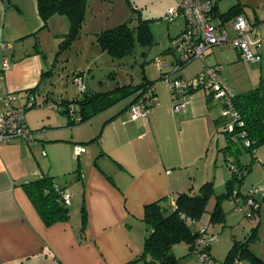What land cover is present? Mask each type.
I'll return each mask as SVG.
<instances>
[{
    "label": "crops",
    "instance_id": "0c3cea01",
    "mask_svg": "<svg viewBox=\"0 0 264 264\" xmlns=\"http://www.w3.org/2000/svg\"><path fill=\"white\" fill-rule=\"evenodd\" d=\"M233 5H238L241 12L258 25L262 36V46L258 49L261 60L250 61V64L259 63V71L257 65L254 66L255 75L264 76V11H259L264 6L257 2L258 8L246 9V5H251L246 0L227 3L217 0L214 19L229 20L233 14L224 19L221 14ZM169 6L167 4V8ZM56 16L59 15H53L44 24L36 0H0V94L16 92L15 105L18 107H24L27 100L33 98L43 107L52 101L64 109L63 101L74 98L61 96L57 101L53 97L48 80L53 63L39 48L46 31L53 33L54 22L64 24V18ZM183 26L184 19L180 30ZM100 29L95 26L92 33L96 34ZM64 33L54 36L56 49ZM3 59L9 61L5 69L2 68ZM206 59L207 54L205 60H201L203 65ZM77 74L74 72V78ZM254 79L249 81L255 86L259 79ZM42 81L43 88L40 89ZM158 86L154 87L156 101L146 110V118H130L128 107L135 99L134 95L83 121L71 120L67 113L55 108L38 110L40 117L35 121L30 115L26 117L25 109L24 121L37 132L36 141L27 144L16 138L0 140L2 264H130L141 253L149 230L143 220L146 204L163 197L171 203L179 192H196L203 182H214L209 175L207 158L202 163L206 168L203 173H194L199 171L197 165L203 158V147L213 138V133L217 141L212 109L205 104L199 107L191 99L177 116L171 110L167 91L159 90ZM209 100L206 98L211 106ZM74 107L78 117L79 106L74 104ZM191 118L200 119L199 129L182 125ZM176 120L181 126L176 125ZM187 133L188 136L197 135L195 145L184 146ZM77 143L85 145L78 158L73 152ZM63 148L66 150L61 151ZM43 152L49 155L48 160L38 159ZM46 175L54 177L57 185L65 186L71 192L68 218L50 225L45 224L23 185L27 179ZM81 207L86 212L84 228ZM210 212L206 207L201 218L190 225L191 229L198 230L204 224L208 228L215 227L209 220ZM178 244L172 247L175 256ZM183 248L184 253L179 256L185 260L187 257L182 256L191 252L188 243ZM213 251L210 244L211 255ZM193 259L195 257H188L184 264H191Z\"/></svg>",
    "mask_w": 264,
    "mask_h": 264
},
{
    "label": "rangeland",
    "instance_id": "374dc122",
    "mask_svg": "<svg viewBox=\"0 0 264 264\" xmlns=\"http://www.w3.org/2000/svg\"><path fill=\"white\" fill-rule=\"evenodd\" d=\"M223 1L227 3L235 0ZM246 1L251 4L249 6L246 5V9L258 8L256 6L257 2H260L264 6V0ZM173 3V0H91V4L88 5L86 10V18L80 29V35L68 46H59L56 49L54 36H60L63 32H68L70 26L68 17L58 14L59 16L56 17L64 18V24L61 21L54 22L55 25L52 27L53 33L49 34L47 30V34L39 46L47 54L48 58H51L53 63L52 70L48 76L53 97L58 101L61 96H73L75 98L83 96L79 85L74 81V72L82 77L86 91L92 89L104 91L112 89L116 85H131V87H134L142 82L152 81L154 87L158 84L159 90L161 89L162 91L164 88L167 91L173 114L180 116L184 109L178 112L173 111L169 88L161 77L162 71L169 72V78H173L176 75L172 70L178 54L171 48L169 36H175L181 31L183 19L177 18L170 22L164 19L167 4L171 6ZM259 11H264V7L260 8ZM144 18L148 19L147 22L152 37L149 42L144 44H140L135 40L131 52L113 57L106 51L101 50L96 44L95 34L92 33L95 26L98 28H108L122 22H129L134 27L139 19ZM214 21L217 23L220 19H214ZM220 22L229 26L228 19ZM231 33L233 35L232 31ZM156 57H159L164 62L162 71L158 68ZM201 60V58H195L181 68V78H191L198 72L203 67ZM204 62L209 65H219L221 75L235 93L250 89L254 86V83H252L253 81H249V79L253 80L257 78L258 81L260 77L259 73L255 75L256 68L254 67L257 65L256 67L259 71V63L251 65L250 61L243 60L231 42L221 43L212 47L208 51L207 59ZM185 97L187 100L192 99L194 102H197L199 107L205 104V107L211 108L215 118L220 117L222 114V106L217 99L210 98L209 102L211 106H209V103L206 102V92L202 88L194 90ZM43 108L50 109L47 104L45 107L39 105L27 108L25 111L26 117L30 115V117L37 121L38 117H40V115L37 116V111ZM176 125L178 127L181 126L177 120ZM182 125L188 126L190 129H199L202 122L199 118H191L186 120ZM212 136L213 138L208 140L209 143L203 147V158L199 160L197 165L199 171L197 173L194 172L198 175L201 172L203 173L206 168L202 166V163L207 158L210 165L209 175L214 180V194L208 201V210L214 208L217 195L225 191L226 182L231 178L229 163H234V165H238L243 169L242 173L232 180V195L224 196V198L220 199L222 208L221 220L213 222L215 227L208 229L210 235L215 236L214 240L210 242L214 250L213 255L210 254L212 259L210 264H225L226 254L234 241L246 242L250 250L264 259V195L261 193L254 195L255 206H251L243 200L249 188L264 186V144L256 147L254 150H250L245 147L243 141L234 137L233 141L235 143H232L230 151L225 153L221 150V147L226 143L224 135L216 134L217 141L214 133ZM196 137L195 133L189 136L187 133L184 146L193 144L196 141ZM82 146L85 147L84 144ZM65 150L66 148L61 149V151ZM42 154L38 156V159L48 160L49 155L46 156L44 154L45 156H42ZM179 243L181 245L177 243L178 245L175 246V251L178 252L175 254L179 257V264H184L188 257H195L196 259L191 260V264H205L201 261L200 253L195 250L190 255L185 253L182 256L187 257L185 260L180 259L179 254L184 253L183 247L187 243Z\"/></svg>",
    "mask_w": 264,
    "mask_h": 264
},
{
    "label": "trees",
    "instance_id": "16d2710c",
    "mask_svg": "<svg viewBox=\"0 0 264 264\" xmlns=\"http://www.w3.org/2000/svg\"><path fill=\"white\" fill-rule=\"evenodd\" d=\"M36 1L38 14L44 24L55 14H63L68 17L70 23L69 30L60 42V47L68 46L80 35V29L85 19L89 0ZM215 8L216 3L213 13ZM240 12V7L233 5L226 12L222 13L221 17L224 19ZM147 21L148 19L146 18L139 19L134 27L129 22H122L112 27L101 28L95 34V42L101 50L106 51L113 57L125 55L133 50L135 40L140 44L150 41L152 36ZM188 63L189 61L180 60L177 55L175 65H178V73ZM162 68L160 69L161 71ZM164 73L167 72L162 71V75ZM179 75L181 76L180 73ZM147 85H153V82H142L134 87H131V85H116L114 88L106 91H86L83 89L81 90L83 92L81 98L74 97L63 101L66 104L64 109L60 104H57L60 106L59 110L67 113L71 120L77 119L83 121L97 111H101L128 96L134 95L136 99L138 96L137 92L147 87ZM193 91L192 89L187 90L184 94H189ZM206 98L209 99L211 96L206 94ZM70 104H78V112L80 113L78 117L75 115V107L72 113L69 112L68 107ZM153 104L147 105V107ZM233 109L243 122L241 126L237 123L238 119L236 121L231 118L227 119L222 114L215 120L217 134H223L226 139V143L221 147V150L225 153L230 151V145L235 143L233 141L234 137L241 141H244V139L249 140L250 144L248 146L245 145V147L250 150H254L256 147L264 144V76L259 78L258 83L254 87L244 92L235 93ZM231 120L234 125L232 132L226 128L227 123ZM242 132L244 135H241ZM242 169V167L235 165V170L231 171V178L226 182L225 191L217 195L216 204L210 212L209 220L212 223L221 220L222 208L220 199L224 198V196L232 195V180L242 173ZM23 185L27 196L45 224L50 225L58 220L68 218L69 204L67 205L63 202L60 191L55 189V187L59 189L66 187L57 185L54 177L46 175L37 179H27ZM213 194V181L209 180L201 184L196 192L183 191L177 193L171 203L163 197L146 204L144 206L143 220L146 222L149 230L144 238L141 253L130 264H179V257L175 256L172 252V247L179 242L188 243L190 252H194L195 241L200 236V228L202 226L194 231L190 225H194L205 213L208 201ZM80 213L82 228H84L86 224L84 207H81ZM209 247L210 244L199 249L196 248V250H206L210 254ZM224 263L264 264V259L250 250L246 242L234 241L226 254ZM0 264L2 263L0 262Z\"/></svg>",
    "mask_w": 264,
    "mask_h": 264
},
{
    "label": "built area",
    "instance_id": "2783aa9c",
    "mask_svg": "<svg viewBox=\"0 0 264 264\" xmlns=\"http://www.w3.org/2000/svg\"><path fill=\"white\" fill-rule=\"evenodd\" d=\"M173 5L167 8L164 19L168 22L182 17L184 19V28L177 35L171 37V48L175 50L183 61H191L195 58L205 60L208 51L221 43L231 42L238 50L240 57L245 61L258 62L261 60V53L258 50L262 46V36L258 30V25L252 23L248 17L240 12L233 15L229 20L230 28L222 22L214 21L213 8L217 0H173ZM233 32V35L231 33ZM158 68L161 69L164 62L156 57ZM9 66V61L3 59V69ZM178 65H175L172 72L178 73ZM164 82L167 84L174 112L182 111L188 103L186 95L187 90L204 89L206 94L217 99L222 106V115L233 120L238 119L241 126L242 121L233 109L234 90L228 86L220 72L219 65H209L205 63L203 67L191 78H181L175 75L169 78V72L162 75ZM2 76L0 75V80ZM74 81L79 85L80 90L84 89L82 77L77 76ZM146 91V92H144ZM144 92V93H143ZM137 98L129 105L128 112L131 119L137 117L146 118L147 105L156 101L154 95V86L147 85L144 89L139 90ZM17 93L8 91L0 94V140L20 139L27 144L36 141V132L29 128L24 121V111L26 108L40 105L33 98H29L24 107L15 105ZM50 108L59 109L60 106L52 101L47 103ZM69 112L74 111V105L70 104ZM227 130L233 131L234 125L232 120L227 123ZM241 135H244L242 132ZM244 145L248 146L250 141L244 139ZM85 150L82 144L77 143L73 147L76 158ZM45 154V152H43ZM231 171L235 170V165L229 163ZM65 204L71 202V192L68 188L59 189ZM264 195V186L249 188L243 197L244 202L255 206L254 195ZM208 226L204 224L200 228V236L195 241L196 248L204 247L214 240L208 232ZM201 255V261L210 264L212 259L210 254L205 250L197 251Z\"/></svg>",
    "mask_w": 264,
    "mask_h": 264
},
{
    "label": "water",
    "instance_id": "95a60500",
    "mask_svg": "<svg viewBox=\"0 0 264 264\" xmlns=\"http://www.w3.org/2000/svg\"><path fill=\"white\" fill-rule=\"evenodd\" d=\"M39 88H40V89L43 88V81L39 84Z\"/></svg>",
    "mask_w": 264,
    "mask_h": 264
}]
</instances>
